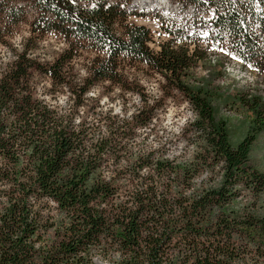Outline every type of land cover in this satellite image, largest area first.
<instances>
[{
  "label": "trees",
  "instance_id": "trees-1",
  "mask_svg": "<svg viewBox=\"0 0 264 264\" xmlns=\"http://www.w3.org/2000/svg\"><path fill=\"white\" fill-rule=\"evenodd\" d=\"M129 1L0 0V264H264V169L251 159L262 96L237 95L252 118L233 142L211 82L197 75L198 65L210 71L199 37L160 15L168 36L151 45ZM182 1L213 8L211 37L264 65V0ZM29 13L32 35L12 41ZM48 32L68 45L51 60L36 39ZM85 45L94 55L74 76ZM123 59L159 73L164 98L176 90L190 104L189 153L149 140L147 97L130 112L101 105L91 87L118 81Z\"/></svg>",
  "mask_w": 264,
  "mask_h": 264
},
{
  "label": "rangeland",
  "instance_id": "rangeland-1",
  "mask_svg": "<svg viewBox=\"0 0 264 264\" xmlns=\"http://www.w3.org/2000/svg\"><path fill=\"white\" fill-rule=\"evenodd\" d=\"M160 1H166L173 5V9L162 6L143 7L139 1L133 5L134 0H131L127 4V8L133 12L130 14L129 20L141 22L150 27L154 39L150 42L151 45H155L156 41L168 36L160 26V15L175 17L180 22H185V33L189 37L198 33L200 36L199 45L207 52L206 63L210 71L205 65H198L197 75L205 77L211 82L215 94L216 114L226 118L231 140L237 142L247 130L252 118L251 112L238 101L237 95L245 92L251 95H261L264 100V65L260 66L253 61L249 63L233 55L235 52L228 38L213 37V39L208 40L211 34L215 32V28L212 30L208 28L210 31L207 32V22L188 21L187 23L185 20H189L188 12H195V8L190 4L179 6L181 3H173L175 0ZM198 10L199 13L203 12L202 8H198ZM135 12H139V14ZM205 13L208 14L209 11ZM29 16L30 13L16 25L12 41L18 43L23 38L32 35L28 24ZM206 33L209 36L205 35ZM36 39H39L38 55L45 60L53 59L64 47L68 46L67 42L55 32L45 33ZM221 48L224 49V52L220 51ZM94 52L95 50L88 45L76 50L72 58L74 76H83L86 73V65ZM233 56L236 59H233ZM119 70L118 81L100 80L91 87L99 91L101 105L103 107L111 106L115 112H130L142 104L140 95L147 97L148 103L155 106L149 140L155 143L171 140V148L174 152L185 151L186 154L189 153L191 146L183 141L181 128L187 120L193 117L194 111L186 99L176 90L164 98L163 91L169 87L164 85V80L159 73L151 70L143 63L123 59L120 62ZM49 85V78L41 76L40 88H46ZM251 159L254 164L264 169V127L252 144Z\"/></svg>",
  "mask_w": 264,
  "mask_h": 264
},
{
  "label": "bare ground",
  "instance_id": "bare-ground-1",
  "mask_svg": "<svg viewBox=\"0 0 264 264\" xmlns=\"http://www.w3.org/2000/svg\"><path fill=\"white\" fill-rule=\"evenodd\" d=\"M138 1L141 3V6H143V7H149L150 8V7H161L162 6L164 8H168V9H171V10L173 9V5L169 4L166 1H160V0H134V4L133 5H135V3H137ZM176 3H181V4H179V6H183V5L186 4V3L184 4V2H176ZM133 5H132V7H133ZM211 17H213V16H211ZM209 19L208 20H205L202 23L211 22ZM208 28H210V27L207 25V32H209ZM196 35L200 38V36L198 35V33ZM207 36H209V35H207Z\"/></svg>",
  "mask_w": 264,
  "mask_h": 264
},
{
  "label": "built area",
  "instance_id": "built-area-1",
  "mask_svg": "<svg viewBox=\"0 0 264 264\" xmlns=\"http://www.w3.org/2000/svg\"><path fill=\"white\" fill-rule=\"evenodd\" d=\"M176 2H186V1H182V0H175L173 1V3L175 4ZM207 11H209V13H199V10L195 7V12H188L189 13V20H185L187 23L188 21H195L196 23H200V21H205L207 19H209L211 16L214 15V9L213 8H209ZM199 13V15H198ZM207 41V40H204ZM198 43H200V40H198ZM235 55V54H233ZM238 56V55H235ZM240 59H242L240 56H238ZM243 60V59H242Z\"/></svg>",
  "mask_w": 264,
  "mask_h": 264
},
{
  "label": "snow or ice",
  "instance_id": "snow-or-ice-1",
  "mask_svg": "<svg viewBox=\"0 0 264 264\" xmlns=\"http://www.w3.org/2000/svg\"><path fill=\"white\" fill-rule=\"evenodd\" d=\"M205 35H207V33H206ZM220 51H221V52H224V49H223V48H221V49H220ZM232 58H233V59H236V57H235V56H233ZM249 66L251 67V65H249Z\"/></svg>",
  "mask_w": 264,
  "mask_h": 264
}]
</instances>
